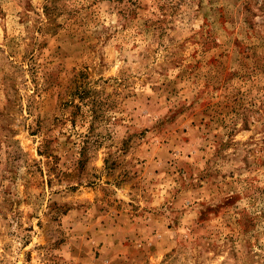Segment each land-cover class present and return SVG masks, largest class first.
<instances>
[{
  "label": "rangeland",
  "instance_id": "374dc122",
  "mask_svg": "<svg viewBox=\"0 0 264 264\" xmlns=\"http://www.w3.org/2000/svg\"><path fill=\"white\" fill-rule=\"evenodd\" d=\"M0 264H264V0H0Z\"/></svg>",
  "mask_w": 264,
  "mask_h": 264
}]
</instances>
